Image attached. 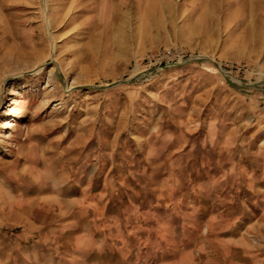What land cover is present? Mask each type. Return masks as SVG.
<instances>
[{
  "label": "rangeland",
  "instance_id": "1",
  "mask_svg": "<svg viewBox=\"0 0 264 264\" xmlns=\"http://www.w3.org/2000/svg\"><path fill=\"white\" fill-rule=\"evenodd\" d=\"M193 57L227 74L206 61L167 66ZM259 81L264 0H0V225L55 219L48 233L59 236L58 220L86 217L65 198L83 196L78 170L96 161L79 150L99 135L114 153L102 162L118 176H101L115 197L102 218L111 238L98 248L114 254L90 260L264 264V83L241 86ZM180 105L232 126L234 154L228 145L217 160L196 144L173 164L148 157L139 139L155 112L183 114ZM170 196V206L149 205Z\"/></svg>",
  "mask_w": 264,
  "mask_h": 264
},
{
  "label": "crops",
  "instance_id": "2",
  "mask_svg": "<svg viewBox=\"0 0 264 264\" xmlns=\"http://www.w3.org/2000/svg\"><path fill=\"white\" fill-rule=\"evenodd\" d=\"M180 106L184 111L183 114H166L165 109H159L155 112L154 117H152L155 120L154 127L139 139L141 143L151 144L149 147L151 150L148 151L147 156L153 159H168L173 164V160L177 159L179 155L181 158H185L192 152L194 145L203 144L205 145L204 148L218 154L217 160L226 159L224 152L227 151V146L234 145L233 141L228 142L234 132L232 126L223 125V121L219 123L218 116L211 118L210 114L195 117L191 106ZM102 125L104 126L100 122L97 129H101ZM124 128L122 126L120 131H123ZM227 130L229 131L227 132ZM99 138V135L93 136L89 146L82 145L79 150L80 158L96 161V163L91 162L89 167L78 170V176L83 178V183H78L75 193L79 189L83 196L80 198L74 196L73 201L70 197L65 198V203L72 205L75 202L78 203L77 206L83 208L86 217L58 220L56 225L64 226L59 236H49L48 233L49 231L54 234L50 231L49 225L55 224V219L40 225L33 223L30 219L20 220L16 224L9 222V224L0 225V234L4 236L3 238L0 237L1 245L4 246L2 239L5 240V238L7 241L4 242L8 243L7 246H4L6 250H0V256L5 258L4 264H97L98 261L90 260L91 257L114 254L113 248L108 250V245L102 250L98 248L103 240H110L111 238L109 236L111 234L109 229L111 219L102 218L107 217L108 209L115 197L114 187L101 184V176H118L113 175L102 162L113 158V147L108 148L107 143H102ZM235 151V145L228 150L231 154H234ZM192 154L190 156L194 159L195 156ZM241 156L239 153L237 157H230L234 160H240ZM171 169L172 167L166 171L164 168L162 175H169ZM218 169L224 173H231L230 167L229 171L225 166ZM170 182L168 180L167 184ZM157 201L160 203L153 201L149 205L159 207L173 204L171 196ZM119 217L121 218V214ZM118 220L122 222L123 219ZM52 240L54 241L52 242ZM79 241L84 242V244L79 245ZM55 253L59 255V258L51 262L49 256ZM41 254L48 256L44 263L40 262L39 255ZM107 261L105 264H108ZM119 262L117 261V263Z\"/></svg>",
  "mask_w": 264,
  "mask_h": 264
},
{
  "label": "water",
  "instance_id": "3",
  "mask_svg": "<svg viewBox=\"0 0 264 264\" xmlns=\"http://www.w3.org/2000/svg\"><path fill=\"white\" fill-rule=\"evenodd\" d=\"M202 61H206V62H211L217 69H219L222 74H227V72L215 61L207 58V57H193V58H188L182 62H173V63H169L167 66L170 67V66H183V65H187V64H190V63H194V62H202ZM152 71V69L150 70ZM149 72V71H148ZM146 73V72H145ZM145 73H141L139 76H134V77H131L129 79H122V80H119V81H116L114 83H111L109 85H106V86H77V87H74L73 89H80V88H83V89H87V88H93V89H108V88H112L118 84H130V83H135L137 81H139V78L145 74ZM264 83V81H259V82H255V83H252V84H241V86L243 87H256L260 84ZM66 89V88H65Z\"/></svg>",
  "mask_w": 264,
  "mask_h": 264
}]
</instances>
